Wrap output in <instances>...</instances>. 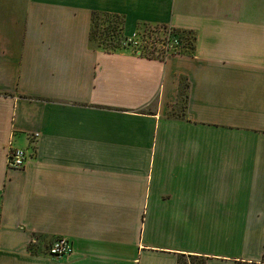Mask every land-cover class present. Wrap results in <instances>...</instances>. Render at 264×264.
<instances>
[{"label":"crops","instance_id":"crops-1","mask_svg":"<svg viewBox=\"0 0 264 264\" xmlns=\"http://www.w3.org/2000/svg\"><path fill=\"white\" fill-rule=\"evenodd\" d=\"M94 12L193 43L96 47ZM189 255L264 264V0H0V264Z\"/></svg>","mask_w":264,"mask_h":264},{"label":"rangeland","instance_id":"rangeland-1","mask_svg":"<svg viewBox=\"0 0 264 264\" xmlns=\"http://www.w3.org/2000/svg\"><path fill=\"white\" fill-rule=\"evenodd\" d=\"M120 20L111 15L95 13L92 17L91 43L96 47L114 48L116 45L134 50H139L144 55H166L164 44L170 39L172 41L171 52L180 51L179 45H192L193 34L184 33L172 34L169 28L157 27L154 25H143L138 30V36L135 40H124L119 33ZM182 104V103H181ZM180 107H178L179 109ZM189 261V258H183L182 264Z\"/></svg>","mask_w":264,"mask_h":264},{"label":"built area","instance_id":"built-area-1","mask_svg":"<svg viewBox=\"0 0 264 264\" xmlns=\"http://www.w3.org/2000/svg\"><path fill=\"white\" fill-rule=\"evenodd\" d=\"M171 39L164 44L166 52L169 53L172 50ZM37 134L31 135V142L34 143ZM31 152L26 148H9L7 153V165L10 168H21L30 157ZM72 250L71 243L63 237L56 238L52 241L48 248V254L54 257H61L69 254Z\"/></svg>","mask_w":264,"mask_h":264},{"label":"trees","instance_id":"trees-1","mask_svg":"<svg viewBox=\"0 0 264 264\" xmlns=\"http://www.w3.org/2000/svg\"><path fill=\"white\" fill-rule=\"evenodd\" d=\"M95 13H102V14H107V15H111L112 17H115L117 18V20H120V25H119V33H120V36L121 38H123L124 40H127L128 38L123 34V23H124V19H123V16L119 15V14H113V13H107V12H94ZM143 25H148L146 23H142L140 24L139 28ZM150 25V24H149ZM157 27H165V28H169L170 29V32H172V34H180V36H182L181 34H184V33H190L192 34L190 31H186V30H179L177 28H173V27H170L166 24H155ZM194 37V36H193ZM185 45V44H183ZM189 47H191L192 45H187ZM120 45H116L114 48H109V47H102V48H105L107 50H114V49H117L119 48ZM147 56H157V57H160V58H163L165 55H147ZM184 257H181L178 261V264H182V260H183ZM185 258H189V261L185 262L184 264H206V261H205V257L203 256H198V255H189L188 257H185Z\"/></svg>","mask_w":264,"mask_h":264}]
</instances>
